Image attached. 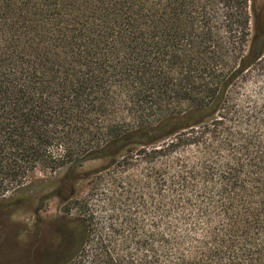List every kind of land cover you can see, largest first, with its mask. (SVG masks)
<instances>
[{
	"label": "trees",
	"instance_id": "1",
	"mask_svg": "<svg viewBox=\"0 0 264 264\" xmlns=\"http://www.w3.org/2000/svg\"><path fill=\"white\" fill-rule=\"evenodd\" d=\"M0 264H264V0H0Z\"/></svg>",
	"mask_w": 264,
	"mask_h": 264
},
{
	"label": "rangeland",
	"instance_id": "2",
	"mask_svg": "<svg viewBox=\"0 0 264 264\" xmlns=\"http://www.w3.org/2000/svg\"><path fill=\"white\" fill-rule=\"evenodd\" d=\"M97 165V163H88L85 165V168H93ZM37 177L40 178H45V177H51L50 173H42V172H37L36 173ZM54 176V174H53ZM36 189V187H34ZM85 184L81 183L79 186V192L77 197H81L84 195L85 191ZM36 205H34L35 207ZM37 207V206H36ZM62 205L59 203L58 199H50L48 200L45 204H43V207L41 210H39L38 214L35 215L33 212H29L28 210H22L18 214L14 216V220L18 222L24 223L29 231H31L33 228V224L36 221V217L38 216L40 219H42L45 222H48L50 219L61 215L62 214Z\"/></svg>",
	"mask_w": 264,
	"mask_h": 264
}]
</instances>
